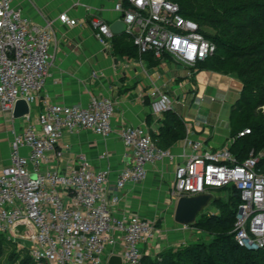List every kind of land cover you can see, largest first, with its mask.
<instances>
[{"label":"built area","instance_id":"1","mask_svg":"<svg viewBox=\"0 0 264 264\" xmlns=\"http://www.w3.org/2000/svg\"><path fill=\"white\" fill-rule=\"evenodd\" d=\"M122 14L125 32L140 55H166L195 67L212 58L216 45L203 27L180 12L171 0H122L115 5ZM60 21L76 25L67 14ZM103 44L112 36L107 23L94 21ZM51 23L32 24L12 0H0V108L14 116L19 102L32 103L45 88L54 63ZM159 111L171 109V99L158 89ZM115 101L92 97L86 106L47 104L36 122L13 134L10 163L0 172V234L27 226L32 231L30 255L35 264H109L120 256L123 264H144L145 246L155 238V223L138 214L117 216L115 208L130 184L143 182L148 166L168 161L174 165L172 197H195L234 188L240 203L236 212L234 241L247 251L264 249V154L238 159L230 147L213 151L203 141L187 140L191 152L185 163L171 149L159 147L146 126L125 125L116 133L130 161L110 188L108 170H96L80 155L66 170L49 167L63 159L64 133L79 130L109 137L115 133ZM251 133L244 129L237 138ZM77 162V163H76ZM75 164V165H74ZM188 228V225H182Z\"/></svg>","mask_w":264,"mask_h":264},{"label":"crops","instance_id":"2","mask_svg":"<svg viewBox=\"0 0 264 264\" xmlns=\"http://www.w3.org/2000/svg\"><path fill=\"white\" fill-rule=\"evenodd\" d=\"M120 1L12 0L33 25L42 27L51 23L53 30V67L45 88L31 105L30 121L36 122L47 104L86 106L92 97L97 96L110 97L115 101L112 122L115 133L109 137L86 130L64 133L59 147L64 152L63 159H53L48 166L66 170L73 161H78L80 155H84L94 169L109 171L112 192L115 191L114 183L119 171L130 161L125 157L126 147L116 133L119 129L125 125L146 126L157 145L162 143L163 136L167 139L178 134L167 145L162 143L178 156V163H185L186 158L182 155L191 152L187 140L203 141L213 151L227 147L231 152L236 151L233 145L238 132L232 129L231 108L243 89V83L236 76L207 66L189 67L170 55L158 59L152 54H136L121 24L122 14L115 9ZM64 13L77 20V24L61 22L60 16ZM94 21L110 26L112 36L105 39L106 44L100 41ZM156 89L171 99L170 110L157 109L159 97L152 95ZM189 97H192L191 102L186 104ZM177 105L184 109L182 114L175 110ZM169 112L179 118L181 131L174 122L171 123L173 133L166 130L169 122L166 114ZM226 115L229 134L219 132L217 127L208 123L211 117L221 119ZM25 126L26 117H12L0 108V172L10 163L13 134ZM173 187L174 165L168 161L149 165L147 178L141 183L128 185L122 192V200L115 213L117 216L138 214L149 219L158 216L163 212ZM177 201L171 198V203ZM150 244L145 246V257L149 256Z\"/></svg>","mask_w":264,"mask_h":264},{"label":"trees","instance_id":"3","mask_svg":"<svg viewBox=\"0 0 264 264\" xmlns=\"http://www.w3.org/2000/svg\"><path fill=\"white\" fill-rule=\"evenodd\" d=\"M171 1L179 4L180 12L185 17L195 20L202 27L205 25L215 30L211 35L203 31L216 45L217 51L222 50L230 61L225 69L216 70L234 75L243 83L241 96L231 108V123L233 131L243 126L238 133L244 129L251 130L249 135L237 138L233 145L236 149L232 150L234 155L240 160L245 159L248 155L242 153L247 148L246 142L250 137L264 134V0H203L198 9L183 1ZM133 51L138 53L135 45ZM166 119L169 121L166 124L169 134L174 130L172 122L179 131L182 130V123L175 115L169 112ZM177 137L178 134H172L167 139L163 136L161 142L167 145ZM162 143L158 142V145L166 148ZM239 203L240 197L234 189L231 203L222 204L221 214L204 223L216 237V242L211 245V252L202 264H219L218 260L223 264H264V249L247 251L236 244L234 233H227L228 228H235ZM3 238L4 235L0 234V241ZM214 253L218 254V259H215ZM192 254L198 256L196 248L192 249ZM32 264L35 263L32 261Z\"/></svg>","mask_w":264,"mask_h":264},{"label":"rangeland","instance_id":"4","mask_svg":"<svg viewBox=\"0 0 264 264\" xmlns=\"http://www.w3.org/2000/svg\"><path fill=\"white\" fill-rule=\"evenodd\" d=\"M177 1L186 2L195 9L200 8L203 2V0ZM203 29L210 35L215 32L212 27L205 25H203ZM229 63L230 61L225 56V53L218 49L212 58L203 64H198L195 68L207 66L220 70L225 69ZM191 99L192 97H189L186 104H189ZM197 109L198 105L195 106V110ZM175 110L180 114L184 112L181 105H177ZM192 112L194 111L192 110ZM210 120L211 121H208L210 126L214 125L219 132L229 134L230 127L228 115L221 119L214 116L211 117ZM242 128L243 126L239 127L236 131ZM246 145L247 148L242 154H264V134L260 137H250ZM255 147L256 149H254ZM172 190L173 189L170 190L169 198L166 199L163 212L151 218L155 223L157 232L148 248L149 256H146V264H202L206 255L211 252V245L216 242V237L211 234L209 228L206 227L204 223L214 216L221 214L220 206L222 204L231 203L234 189L212 193L210 200L197 213L196 218L188 225V228H183L181 224L177 223L175 220L177 203H171ZM168 201H170V203ZM227 233L233 234L234 229L228 228ZM31 234L32 231L29 227L22 226L20 229L13 230L4 235L3 240L0 241V264H32L30 255L32 246ZM189 236L190 238H187ZM193 248H196L198 251L197 257L192 254ZM214 257L218 259L219 256L217 253H214ZM218 263L223 264L222 261L219 260Z\"/></svg>","mask_w":264,"mask_h":264},{"label":"water","instance_id":"5","mask_svg":"<svg viewBox=\"0 0 264 264\" xmlns=\"http://www.w3.org/2000/svg\"><path fill=\"white\" fill-rule=\"evenodd\" d=\"M125 29V24L121 22ZM29 113V107L24 102H19L16 106L14 116H24ZM211 194H204L195 197H180L176 205L175 220L181 225H189L196 218L197 213L207 204L211 198ZM109 264H123L120 256H112Z\"/></svg>","mask_w":264,"mask_h":264}]
</instances>
